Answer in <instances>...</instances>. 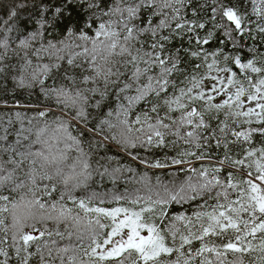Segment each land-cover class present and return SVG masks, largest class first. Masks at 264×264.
<instances>
[{"label": "snow or ice", "instance_id": "snow-or-ice-1", "mask_svg": "<svg viewBox=\"0 0 264 264\" xmlns=\"http://www.w3.org/2000/svg\"><path fill=\"white\" fill-rule=\"evenodd\" d=\"M0 7V264H264V0Z\"/></svg>", "mask_w": 264, "mask_h": 264}, {"label": "trees", "instance_id": "trees-1", "mask_svg": "<svg viewBox=\"0 0 264 264\" xmlns=\"http://www.w3.org/2000/svg\"><path fill=\"white\" fill-rule=\"evenodd\" d=\"M10 3V0H0V6L7 5ZM3 15V8L0 7V19H5ZM75 19V16H74ZM51 38V37H50ZM245 51H247L245 49ZM43 97H38L35 92L32 94L29 93L27 89H17L15 91L10 90L7 93H4L3 90H0V117H3L4 114H9L15 121V114L19 112L23 117L25 124L28 119H31L36 115V108L30 107V105H35L38 102H41ZM5 102L7 106H5ZM15 126L19 127V122L15 121ZM109 154H114V152H109ZM95 162V161H93ZM140 171H144L142 168ZM149 175H163L160 170H152L149 172ZM163 179H168L167 176H163ZM134 186L130 183L126 184L123 180L119 181L116 185H113L111 181L107 178L100 180L99 177H94L93 180L89 181V186L86 189L77 190V195H84L85 193L97 192L105 196V203L101 206L103 207H115L118 206L116 203H110L113 195H126L130 194ZM143 195L144 193H139ZM173 211H179L180 206L175 205L172 209ZM63 243V242H61Z\"/></svg>", "mask_w": 264, "mask_h": 264}]
</instances>
